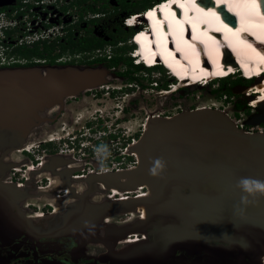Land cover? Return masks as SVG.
I'll return each mask as SVG.
<instances>
[{"label": "water", "instance_id": "1", "mask_svg": "<svg viewBox=\"0 0 264 264\" xmlns=\"http://www.w3.org/2000/svg\"><path fill=\"white\" fill-rule=\"evenodd\" d=\"M110 73L107 68H53L45 73L36 68H0V125L12 129L10 121L22 113H34L57 105L63 108L66 99L103 85ZM38 120L45 121L36 118L22 123L24 130L19 136L25 135H21L17 146L25 141L28 129ZM262 122L264 118L258 117L251 123ZM137 142L130 150L139 160L133 170L90 174L81 180L86 181L90 189L71 195L82 201L85 208L83 223H65L60 229L64 233L61 236L31 234V219L15 214L18 205L12 186L0 182V236L10 237L19 232L37 239L75 237L80 243L90 236L101 242L100 237L90 233L93 216H88L91 210L88 202L94 188L102 184L108 189L127 193L142 185L150 190L149 198L133 200L129 204L119 202L117 207L105 206L100 212H126L119 209L123 205L143 204L150 212L149 220L136 223L134 228L146 235L156 232L158 238L150 245H137L128 254L117 253L113 246L106 244L108 254L105 257L112 258L113 263L178 264L187 262L186 255L190 256L192 264L262 263L264 196L254 203L241 204L242 193L236 185L241 177L264 180V134L247 133L225 112L208 108L172 117H153ZM14 151L16 148L7 154ZM155 159H162L166 164L159 176L149 174ZM182 162L193 167L183 172ZM52 164L53 161L47 167L54 170L56 167L53 169ZM193 174L204 178L196 180ZM152 226H159L161 231L148 230ZM162 235L169 261H165L166 257L156 261L151 251L153 245L158 255L155 246ZM178 251L181 256H177Z\"/></svg>", "mask_w": 264, "mask_h": 264}, {"label": "rangeland", "instance_id": "2", "mask_svg": "<svg viewBox=\"0 0 264 264\" xmlns=\"http://www.w3.org/2000/svg\"><path fill=\"white\" fill-rule=\"evenodd\" d=\"M133 1L134 0H132V2ZM135 39L133 43L135 42ZM129 44L132 43L129 42ZM172 47L179 50L178 46L175 44L174 46L172 45ZM233 50L235 49H232V51ZM130 54L131 51L127 53V56H130ZM66 68L79 70L85 68H107L111 73L103 85L94 90L88 91L91 92L88 93L91 95H87L86 92L76 97L68 98L65 100L63 108L58 105L51 106L52 108L48 107L51 109H49L50 112L46 116V119L43 118L45 121L38 120L34 123L32 128L28 129L25 141H23L21 145L17 146L20 138L25 135L22 133V136H19V133L24 130L22 123H25L27 120L40 118L36 113H24V117L20 115L15 119H12L10 121L12 129H4L5 126L0 125V134L7 135L5 145H1L0 141V182H8V185H12L16 204L24 210L26 215L29 216L35 211L39 212L36 214L45 215L39 219H31V234L61 236L64 233L60 229L65 223L69 222L73 225L83 223L85 208L82 201L77 199L74 195L66 196L65 193V189H68L69 185L74 184V181L70 180L69 177L75 175L88 176L94 171L99 173L101 168L95 166L98 162V158L107 161L110 160L111 157L108 156L104 159L103 154L98 156L96 149L94 150L90 148L95 145V142H92V140H97L96 136L93 134L88 137H85V135L79 136L77 140L72 139L73 144L64 143L62 139L69 134L74 133L77 128L84 126L87 122L96 121L99 118V115L104 119L109 117L111 121H116L117 118L124 116L121 112L122 109L128 105L130 108V103L133 99L137 102V105L134 108L135 113H133L134 115L132 116L126 117L123 123L121 122V125L124 126L121 127L123 128L122 131L124 133L121 140H118L119 143H116L117 141L115 143H105L108 145V149L112 156L117 154L118 148H121L126 143L125 141L127 138H134L138 141L144 133V129L146 130L147 128L148 120L156 116L172 117L177 114L192 112L197 109L213 108L225 112L234 121L246 124L245 128L247 131L254 128L252 129L253 132L258 133L260 128L264 125V122L261 124L251 123L258 117L261 119L264 118V105H258L255 108L251 107L252 105H255V103L253 101L254 96L251 97L250 95L252 92H250L249 87H252L255 82L251 81L252 83L247 86L238 83L235 84L234 82H238L241 77L243 78V76L238 74L232 76L226 84V90L232 88L234 95L230 96L229 94H226L220 98V94L218 93L222 82H215L206 86V88H204V86L193 85L188 88L178 89L177 91L175 89L174 91L169 90L170 94L166 96V89L162 86L168 85L169 88V85H173L175 81L174 79H171L172 77L169 78L162 70H156L149 73H135L133 77L138 78L139 80L134 81V83L130 82L133 83V91L128 94V92L123 93L122 91L125 90V78L116 75L117 72L123 70L122 67H119L120 69L116 68V70L103 65L92 67L57 65L54 67V69ZM39 69L41 70V73H45L49 70L48 68ZM99 110L101 113L98 112ZM25 117L28 119H25ZM111 124L112 122L107 125L111 126ZM46 138H57L58 140L55 143L44 147L42 141ZM30 144H33L31 151L32 154H27L26 152L18 153V150L22 148V150H26ZM73 147L75 149H84V151L87 150L88 154L86 155L88 158L79 154H77V156L70 155L69 150ZM12 148H16V151L7 154ZM85 148L87 149L85 150ZM58 156L61 159H66L67 164L60 166L59 168H53L54 170L47 167L53 160V157L58 158ZM43 161L47 162L45 163V168L41 170H29L30 166H37L38 163H43ZM182 163L183 172H188V170L193 167L189 163ZM61 164L64 163L62 162ZM130 165L131 162L128 159L123 161L121 167L124 170ZM69 166H71V171L63 169ZM118 167L121 168L120 165ZM15 169H21V171L17 173L15 172ZM192 176H194L196 180L204 178L200 174H193ZM79 182V184L77 183L76 185H81L85 190L90 189V185L86 181ZM76 188L77 190L80 189L79 186ZM138 189L139 188H137V190ZM85 190L80 193H85ZM144 191H147L149 196L151 195L148 188L145 187ZM111 193L112 189L104 191L99 186H96L94 188V194L90 196L88 202V206L91 209L88 212V216L90 218L93 216L91 222L93 228L90 233L92 236L100 237L103 241L99 242L92 239H86L84 241V246L87 247L86 250L88 252H94V255L107 252L108 247L106 244L113 246V249L117 253L128 254L132 252L137 245L148 242V240H145L127 246L116 245V243L123 238H130L136 234L139 237L146 235L134 228L136 227V223L140 224L141 220H143L139 218L141 212L138 208L133 212H100L105 206L115 207L116 203L118 204V201L122 198H131L134 196L138 198L136 190L129 191L125 194L121 191L120 198L119 196L116 198H109L108 196ZM125 207L126 206L123 205L119 211H124V209H126ZM110 210L114 211L112 208ZM261 264H264V259Z\"/></svg>", "mask_w": 264, "mask_h": 264}, {"label": "flooded vegetation", "instance_id": "3", "mask_svg": "<svg viewBox=\"0 0 264 264\" xmlns=\"http://www.w3.org/2000/svg\"><path fill=\"white\" fill-rule=\"evenodd\" d=\"M158 1L160 0L133 2L132 0H0V11L7 14L6 21L11 25L5 32L6 38L1 42L7 48L11 61L0 68L53 69L57 65L87 67L103 65L109 68L111 61L118 58L122 50L132 45L129 42H132L134 30L126 27V20L134 14H142L147 6ZM124 63L120 62L111 69L123 68L122 71L117 72V76L125 78L126 85L130 87L125 85V90L122 91L129 94L133 91L134 81L130 83V76L121 75L128 70ZM88 93L91 92H87V95H91ZM136 105L137 102L133 99L130 108L128 105L122 109L124 116L117 118L116 121H111L109 117L104 119L99 115L96 121H89L77 128L74 135L96 136L97 140H92L95 145L90 147L94 150L101 144L121 140L124 134L121 128L124 126L121 122L123 123L126 117L134 115ZM51 108L38 111L36 114L40 118H46ZM98 112L101 113L100 110ZM110 122L112 124L108 126ZM55 139L53 143L58 140ZM133 139L127 138L129 142ZM45 141L44 147L52 144L51 141ZM74 150L75 152L69 154L84 155L83 157L88 158L87 150L79 148ZM53 162L52 167L59 168L62 162L66 163V159L58 156ZM99 165L98 161L95 166L98 168ZM70 167L65 169L71 171ZM15 214L29 217L19 206ZM148 230H161V228L154 226ZM161 237L155 246L158 255L153 250V245L151 251L154 252L156 261L164 257H166L165 261H169L170 257L165 253L167 244L163 240V235ZM157 238L158 233L150 232L149 235L140 237L138 241L148 240L145 245H150ZM87 239H91L90 236ZM84 245L75 237L37 239L16 232L10 237L0 236V264H115L112 258L105 257L108 251L94 255V252H88ZM116 245L118 246L117 243ZM177 256H181L180 251L177 252ZM186 256H188L187 262H178V264H192L190 256ZM152 264L157 263L152 262Z\"/></svg>", "mask_w": 264, "mask_h": 264}, {"label": "bare ground", "instance_id": "4", "mask_svg": "<svg viewBox=\"0 0 264 264\" xmlns=\"http://www.w3.org/2000/svg\"><path fill=\"white\" fill-rule=\"evenodd\" d=\"M158 5L160 6L156 7V5L147 10L146 13L150 12L143 18L145 21L151 22V31H144L136 36L135 42L141 47L136 55L139 62L148 63L150 66L162 62L174 75H186L182 78L184 79L182 83L189 80L196 83V81L203 78L210 80L238 71H243L249 79L258 76L252 87H249L250 92H252L250 95L251 97L254 96V106L264 105V75L261 74L264 72V45L261 42H253L252 38L243 35L246 30H249L264 42V13L260 3H253L252 0H166ZM140 18L139 13L134 14L130 23L134 24ZM174 44L178 46L179 50L172 47ZM232 49L235 50L232 51ZM228 77H232V75ZM168 94H170L169 91H165V95ZM20 115H23V113ZM6 138L7 135L0 134L1 145L6 144ZM49 140L56 139L48 138L45 142ZM32 145L30 144L29 148H33ZM22 149L18 150V153H25V150ZM129 153L132 156H137L132 151H129ZM44 166L45 162L43 161V163H38L37 166H30L29 170H41ZM18 170L20 171V169ZM122 171L125 170L119 172ZM96 174L102 175L105 173ZM87 178L84 175L70 176L69 179L73 180L74 184L68 188L72 192L65 189L66 196H71L73 193L81 194L80 192L85 189L76 184ZM78 186L79 190L76 188ZM97 186L104 191L108 189L102 184H97ZM141 186L138 187V190L137 188L132 190H136L138 198L129 196L131 198H122L118 202L129 204L133 200L149 198L151 195L149 196L148 192L144 191L145 186H142V188ZM120 193L121 191L113 188L108 197L116 198L119 196L120 198ZM124 206H128L124 211L129 212L136 211V208H138L141 212L139 218L143 219L142 222L149 220L150 212L143 204L135 207ZM36 213L39 212L31 213L29 218L39 219L45 216ZM138 240H140V237L136 234L130 238L121 239L117 244L132 245L139 242ZM118 261L120 262V260Z\"/></svg>", "mask_w": 264, "mask_h": 264}, {"label": "clouds", "instance_id": "5", "mask_svg": "<svg viewBox=\"0 0 264 264\" xmlns=\"http://www.w3.org/2000/svg\"><path fill=\"white\" fill-rule=\"evenodd\" d=\"M156 6V5H155ZM160 5L157 4L156 7H158ZM150 11H148L146 13V11H144L142 14H140V20L138 22H135L134 24L132 23H128L126 20V27H128L129 29H133L134 30V36L132 38V45H135L136 48L131 52L130 56L134 59V64L135 65H143L148 69H156V68H163L165 70V73L168 75L169 78H171L172 80L174 79L175 83L173 85H169L170 87L168 89H166V91H174V89L177 91L178 89H182L183 87L181 85H179V83L177 82L176 78H174V76H172V73L170 72L169 68L166 67V65L162 62L152 65L150 66L148 63H142L139 62V58L137 55V52H139L141 50V47L139 45H137L135 42L133 43L135 37L139 34H142L144 31H151V22H147L145 21L143 18L146 17V15L149 13ZM133 17V16H131ZM130 17V18H131ZM129 19V18H128ZM245 79V78H244ZM248 81V80H247ZM181 86V87H179ZM190 86L184 87V88H188ZM252 94V93H251ZM80 135H74V133L69 134L67 137L63 138V141H65L66 143H70L73 144V140L71 139L72 137H75L74 140H77L78 137ZM96 152L97 155L100 156L101 154H103V158L106 159L108 156L111 155L109 149H108V145L106 144H101L96 148ZM166 164L162 159H155L152 162V167L149 170V174L152 176H159L163 170L165 169ZM105 170V166L103 163V160L101 161V171ZM237 188L240 189L241 191V197H240V203L244 204V205H248L250 203H254L259 197L264 196V180L261 179H256V178H252V177H241L236 185Z\"/></svg>", "mask_w": 264, "mask_h": 264}, {"label": "built area", "instance_id": "6", "mask_svg": "<svg viewBox=\"0 0 264 264\" xmlns=\"http://www.w3.org/2000/svg\"><path fill=\"white\" fill-rule=\"evenodd\" d=\"M6 18H7V14L4 11H2V12L0 11V66H3L5 64H7V62L11 61V59H9V56L7 54L8 53L7 48H5V46L2 45V43H1L6 38L5 32L11 26L10 23L6 21ZM131 19H133V17L127 19V22L129 24H130ZM251 107L255 108L257 106L252 105ZM234 122H235V124L237 125V127L239 129H241V130H243V131H245L247 133L254 134V132L252 130L254 128H251L250 131H247L246 128H245L246 124H241L240 122H237V121H234ZM144 131H145V129H144ZM258 133L264 134V125L260 128V131ZM74 138L75 137H72L71 139H74ZM124 141H125V139H124ZM48 142L53 143L54 140H49ZM115 142H116L115 140L112 141V143H115ZM125 142L126 143L121 148L120 147L118 148L117 154H114L113 156L110 155V157H111L110 160L103 161L104 166H105V170L104 171L100 170L99 173L119 172L120 170H123V168L121 167L123 161L124 160H128V159L130 160L131 165L127 169H124V170L133 169V168H135L138 165V163H139L138 157L135 156V155L132 156L129 153V151L131 150L132 146L135 145V143L137 142V139H133L131 142H129L126 139ZM116 143H119V142L117 141ZM74 149L75 148L73 147L69 151L73 153V152H75ZM31 151H32V148H29V147L26 148V150H25V152L27 154H32ZM98 161L100 162V165L98 166V168L99 167L101 168L102 159L98 158ZM119 165H120L121 168L118 167ZM20 171H21V169H20ZM15 172L18 173L19 170L15 169ZM96 173H98V172H96ZM131 195H133V194H131Z\"/></svg>", "mask_w": 264, "mask_h": 264}, {"label": "trees", "instance_id": "7", "mask_svg": "<svg viewBox=\"0 0 264 264\" xmlns=\"http://www.w3.org/2000/svg\"><path fill=\"white\" fill-rule=\"evenodd\" d=\"M163 1H166V0H160L156 3H153L149 6H147L145 8V11L153 8L155 5H157L158 3L160 4L161 2ZM136 48L135 45H130L127 47V49L125 50H122L121 53H120V56L118 58H115L111 61V66H109L110 68L112 67H116L120 62H125L124 65L127 67V72L125 73H121V75H124L126 77H129V81L130 82H133V81H137L139 80L138 78H135L133 77L135 75V73H143V72H152V71H156V70H162L165 72V70L163 68H156V69H148L146 68L145 66L143 65H135L134 64V59L131 57V56H127V53L129 52V50L133 51L134 49ZM230 78L228 79H222V80H219L218 82H222V85H221V88L219 90V93L220 94V98H222L224 95L226 94H229L230 96L231 95H234V92L232 90V88H228L229 90H226V84H227V81L229 80ZM235 84L238 83V84H241V85H245L247 86L248 84L252 83L251 81H247L245 80L244 78H240V80L238 82H234ZM164 87L165 89L168 88V85H165V86H162ZM204 88H206V86H204Z\"/></svg>", "mask_w": 264, "mask_h": 264}, {"label": "snow or ice", "instance_id": "8", "mask_svg": "<svg viewBox=\"0 0 264 264\" xmlns=\"http://www.w3.org/2000/svg\"><path fill=\"white\" fill-rule=\"evenodd\" d=\"M253 3H260L262 7H264V0H252Z\"/></svg>", "mask_w": 264, "mask_h": 264}, {"label": "crops", "instance_id": "9", "mask_svg": "<svg viewBox=\"0 0 264 264\" xmlns=\"http://www.w3.org/2000/svg\"><path fill=\"white\" fill-rule=\"evenodd\" d=\"M51 160V159H50ZM60 165H62V164H60ZM63 169H65V168H63Z\"/></svg>", "mask_w": 264, "mask_h": 264}]
</instances>
